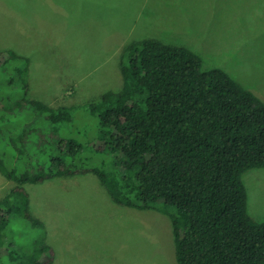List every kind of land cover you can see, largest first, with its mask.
<instances>
[{
  "label": "trees",
  "instance_id": "trees-1",
  "mask_svg": "<svg viewBox=\"0 0 264 264\" xmlns=\"http://www.w3.org/2000/svg\"><path fill=\"white\" fill-rule=\"evenodd\" d=\"M121 57V89L54 106L29 96L28 58L0 52V264H52L26 185L86 173L115 203L166 213L178 264H264L242 180L264 167V101L184 45L131 40Z\"/></svg>",
  "mask_w": 264,
  "mask_h": 264
},
{
  "label": "rangeland",
  "instance_id": "rangeland-1",
  "mask_svg": "<svg viewBox=\"0 0 264 264\" xmlns=\"http://www.w3.org/2000/svg\"><path fill=\"white\" fill-rule=\"evenodd\" d=\"M142 38L190 48L264 101V0H0V52L26 56L29 96L54 106L121 89L122 49ZM242 180L249 214L264 221V167ZM11 184L0 174V196ZM26 188L52 264H178L169 216L115 203L94 174Z\"/></svg>",
  "mask_w": 264,
  "mask_h": 264
}]
</instances>
